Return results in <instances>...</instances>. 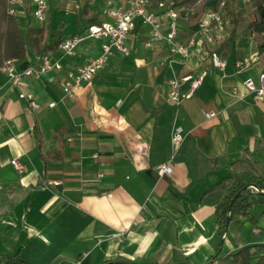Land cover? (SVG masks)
<instances>
[{
	"label": "crops",
	"instance_id": "0c3cea01",
	"mask_svg": "<svg viewBox=\"0 0 264 264\" xmlns=\"http://www.w3.org/2000/svg\"><path fill=\"white\" fill-rule=\"evenodd\" d=\"M131 1L48 0L43 21L19 22L25 32L43 26L45 42L52 44L58 34L63 39L83 32L89 18L111 21L106 10ZM194 5L197 13L179 20L177 41L196 29L207 6ZM234 6L244 13L229 49L219 53L222 67L210 52L234 28L230 4L223 21L187 56L172 53L161 40L147 45L151 28L137 20L127 39L129 51L114 50L93 78L74 85L71 93L63 89L69 72L101 53L102 37L83 38L72 56L57 46L49 52L62 68L26 75L18 85L0 68V257L19 254L28 264H207L220 243L222 252H229L264 242L259 204L250 208L257 225L236 214L222 242L215 224L220 195L210 191L231 169L254 160L264 166V94L244 83L251 77L258 84L264 72L258 46L263 32L249 16V0ZM161 16L165 30L167 16ZM37 55L28 43L26 57L12 63L23 69ZM242 58L249 63L238 68ZM199 75L203 80L193 94L175 104L169 80L189 76L179 86L186 93ZM20 90L32 92L39 108H31ZM177 125L186 136L172 172L161 176L156 166L167 160Z\"/></svg>",
	"mask_w": 264,
	"mask_h": 264
},
{
	"label": "built area",
	"instance_id": "2783aa9c",
	"mask_svg": "<svg viewBox=\"0 0 264 264\" xmlns=\"http://www.w3.org/2000/svg\"><path fill=\"white\" fill-rule=\"evenodd\" d=\"M27 2L28 4L25 3V0H8V12L20 22L29 21L30 17L40 22L43 21L49 9L48 0H28ZM196 3H205L207 6L198 18L196 29L183 42L176 39L179 20L194 16L197 13V6L181 5L177 7L167 0L160 1L156 7L149 0H132L126 7H111L106 10L112 17L111 21L90 23L83 32L65 36L59 42L58 48L67 56H72L76 53L78 44L85 37H102L104 41L102 43V51L98 56L90 58L84 64L69 72V80L63 87L64 91L71 93L74 85L80 86L82 82L91 80L95 73L104 66L114 50L127 53L129 51L127 39L135 28L137 20H141L151 28V39L146 42L147 45H152L155 41L161 40L165 42L172 53H180L187 56L198 40L210 33L215 23L223 21L227 0H197ZM161 13L167 16V29L165 30ZM210 56L216 66L222 67L225 65V60L220 56L218 50H211ZM12 60L0 68L8 74L9 81L14 85H18L26 75H39L44 70H60L62 68L61 60L55 58L49 51L38 54L35 63L23 69L16 68ZM248 63V58H242L236 61V66L241 68ZM187 78L189 76H176L169 80V96L175 104H179L183 98L190 97L193 94V90L202 82L203 75H199L192 80V88L188 92L180 93L179 86L182 80ZM244 83L258 95L264 94V72L261 73L258 84L251 77L246 78ZM19 96L25 99L31 108H39L40 104L32 92L20 90ZM213 114L214 112L211 111L208 115L212 116ZM185 136L186 132L181 125L173 128L170 138L171 150L168 158L156 166L159 175L162 176L172 172V161ZM12 163L19 170L23 169L22 162L19 159H12ZM213 264L217 263L213 262Z\"/></svg>",
	"mask_w": 264,
	"mask_h": 264
},
{
	"label": "trees",
	"instance_id": "16d2710c",
	"mask_svg": "<svg viewBox=\"0 0 264 264\" xmlns=\"http://www.w3.org/2000/svg\"><path fill=\"white\" fill-rule=\"evenodd\" d=\"M153 6H158L162 0H149ZM173 6L182 4L194 5L197 0H167ZM219 1V0H217ZM236 0H227L226 5L230 4V11L233 13L234 28L228 38L223 40L219 48L220 53L230 47L229 41L234 40L235 26L238 19L243 16L244 10L234 6ZM252 10L249 16L252 18L256 30L263 32V40L258 43L260 52H264V0H249ZM89 11L87 8L84 10ZM90 23H101L100 17L89 18ZM46 30L43 26L30 27L25 32L19 20L8 12V0H0V67L7 65L11 59H24L27 55V45L30 43L38 54L45 51H54L62 40L58 34L57 39L52 44L45 42ZM34 133L40 138L38 126H34ZM59 152L60 149L58 148ZM56 151L55 156L59 153ZM22 189L23 187H19ZM219 191V198L215 205L216 220L215 224L222 237L225 235L230 220L234 215L246 216L257 225V217L252 213L251 206L259 204L263 207L262 216L264 217V166L261 162L254 160L250 166L235 170L224 176L216 183L211 190ZM11 193L12 190H8ZM237 197L233 200L235 195ZM232 202L231 209L229 205ZM230 222V221H229ZM112 261H108L110 263ZM264 264V242L244 243L235 250L222 252L221 243L216 254L213 255L207 264ZM0 264H28L19 254L0 257Z\"/></svg>",
	"mask_w": 264,
	"mask_h": 264
},
{
	"label": "water",
	"instance_id": "95a60500",
	"mask_svg": "<svg viewBox=\"0 0 264 264\" xmlns=\"http://www.w3.org/2000/svg\"><path fill=\"white\" fill-rule=\"evenodd\" d=\"M239 194V192L235 195V197L232 199V202H233V200L237 197V195ZM232 202L230 203V205H229V210L231 209V206H232ZM229 221H230V216L228 215L227 216V223H229ZM224 241V238L222 237V242Z\"/></svg>",
	"mask_w": 264,
	"mask_h": 264
}]
</instances>
